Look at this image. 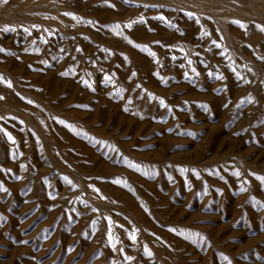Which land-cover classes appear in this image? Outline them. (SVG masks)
<instances>
[{
    "label": "rangeland",
    "instance_id": "1",
    "mask_svg": "<svg viewBox=\"0 0 264 264\" xmlns=\"http://www.w3.org/2000/svg\"><path fill=\"white\" fill-rule=\"evenodd\" d=\"M27 1L60 20L0 0V264H264V6Z\"/></svg>",
    "mask_w": 264,
    "mask_h": 264
},
{
    "label": "snow or ice",
    "instance_id": "2",
    "mask_svg": "<svg viewBox=\"0 0 264 264\" xmlns=\"http://www.w3.org/2000/svg\"><path fill=\"white\" fill-rule=\"evenodd\" d=\"M4 2H7V0H4ZM112 6L114 7V5H112ZM145 7H154V5H145ZM65 15H71V16H73V18H76V16H75L74 13H65ZM189 15L194 16L195 14H194V13H189ZM160 19H164V20H166L167 18H166V17H160ZM89 23H91V22L89 21ZM134 23H146V20H145L144 17H141L140 20H138V21H129V22L127 23L126 27L130 29V28L133 27V24H134ZM236 23H241V22H240V21H236ZM241 26H244V25L241 23ZM34 27H35V26H34ZM114 27H115L116 29H119L121 26H120V24L117 23ZM4 30H5V31H8V30H14V29L6 28V29H4ZM261 30H264V26H261ZM26 31H27V29H26ZM49 34H51V33H49ZM116 34H117V35H123V33L120 32V31H117ZM201 35H202V36H210L211 34H210L209 32H206V31H205V32H202ZM212 44L215 45L217 48H222V47H223V45L218 44L217 41H215V40L212 41ZM137 47H142V48H144L145 50H147V48H148L147 45H137ZM37 50H38V49H37ZM0 51H4V49H3V48H0ZM181 51H183L182 48H181ZM152 55L155 56V53H152ZM221 55H224V53L222 52ZM188 63L191 64L192 61L189 60ZM192 71L194 72L195 69H192ZM133 75H135V73H133ZM237 75H239V74L237 73ZM109 79H110V78H109ZM0 80H4L2 74H0ZM4 82L8 85V87H12V82H11L10 80L4 81ZM85 83H87V81H85ZM0 99H4V97H3V96H0ZM29 102L31 103V101H29ZM0 119H2V117H0ZM60 123L63 124V123H65V121H64V120H60ZM69 126H71V125H69ZM0 131H3V132L5 133V135L7 136L8 140H10V141H12L13 143H15V138L12 136V133H11V132H8L6 129H3V128H0ZM236 175H240V173L237 172ZM65 179L67 180V178H65ZM261 179H264V177H261ZM117 182H119V181H117ZM68 183H72V182H71L70 180H68ZM5 191H6V189H5ZM95 191H96V192H99L100 190H99V189H95ZM109 219H111V218L109 217ZM173 231H175V229H173ZM108 236H109V239L111 240V239H112V234H111L110 231H109V233H108ZM130 238H131L133 241H135V240L137 239V236H136L135 233H131V234H130ZM115 247H116V245L113 244V248H115ZM146 252H147V254L150 255V256H151V255H154V253H152V252H151L150 250H148V249H146ZM128 259L131 260V259H133V258H132V257H128Z\"/></svg>",
    "mask_w": 264,
    "mask_h": 264
},
{
    "label": "bare ground",
    "instance_id": "3",
    "mask_svg": "<svg viewBox=\"0 0 264 264\" xmlns=\"http://www.w3.org/2000/svg\"><path fill=\"white\" fill-rule=\"evenodd\" d=\"M23 2L22 3H20V13H18V18H22V19H31V18H42V19H50V20H52V21H59L60 20V18L59 17H57V16H55L54 15V13H53V15H54V17H52V16H50V15H47V14H43L47 9H48V7L50 6L51 7V5H49L48 7L45 5V4H43V3H39V5H34L33 7H36L38 10H39V12H38V14H32V13H30V11H29V9L32 7H30L29 8V6L31 5V3H29V1H27V0H22ZM36 2H38V1H36L35 0V4H36ZM46 3H47V1H46ZM256 3H257V5H260V6H264V0H256ZM57 6V5H56ZM53 7V6H52ZM57 8H58V6H57ZM48 11V10H47ZM32 12H34L33 11V9H32ZM53 12V11H52ZM35 13V12H34ZM46 13H48V12H46ZM49 14H51V13H49ZM2 19H4V18H2ZM63 19V18H62ZM61 19V20H62ZM6 20H8V19H6ZM6 20H4V21H6ZM1 21V20H0ZM224 30H226V29H224ZM227 31H223V33L225 34V35H228L229 36V34H227L226 33ZM251 34V33H250ZM253 35V34H252ZM231 36V35H230ZM247 36H249V35H247ZM227 38V37H226ZM226 43H228V45L229 44H232V39H231V37H228L227 38V42ZM256 45V44H255ZM251 47V46H250ZM39 120V119H38ZM39 124L40 125H43V122H42V120L40 119L39 120Z\"/></svg>",
    "mask_w": 264,
    "mask_h": 264
}]
</instances>
